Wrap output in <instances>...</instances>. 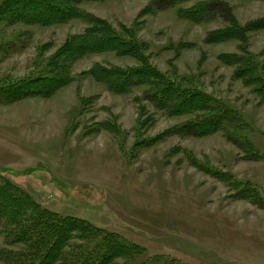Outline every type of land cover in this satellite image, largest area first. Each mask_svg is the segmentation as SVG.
<instances>
[{
	"label": "rangeland",
	"instance_id": "1",
	"mask_svg": "<svg viewBox=\"0 0 264 264\" xmlns=\"http://www.w3.org/2000/svg\"><path fill=\"white\" fill-rule=\"evenodd\" d=\"M71 2L83 15L68 23H0V86L41 75L100 21L214 104L163 102L158 80L116 91L102 74L144 66L138 54H87L50 96L0 101V173L41 207L144 248L134 264H264V0ZM94 246L75 236L63 254Z\"/></svg>",
	"mask_w": 264,
	"mask_h": 264
},
{
	"label": "trees",
	"instance_id": "2",
	"mask_svg": "<svg viewBox=\"0 0 264 264\" xmlns=\"http://www.w3.org/2000/svg\"><path fill=\"white\" fill-rule=\"evenodd\" d=\"M38 9L41 13H36ZM29 10L32 11L30 14ZM82 13L71 0H3L0 4V23L20 21L26 24L48 26L68 23L82 16ZM106 51H115L119 54L132 51L133 54H138L141 63H144V66L138 69L124 71L121 68H114L104 71L106 73V75L102 74L104 79H107L116 91L121 87L127 90L131 85L139 82L148 81L152 84L153 80H158L164 81L166 85L161 92L163 102L167 100L169 94H177L180 97V105L197 99H200L197 100L198 103L201 101L200 105L214 104L211 97L201 91L180 90L174 83L169 82L150 65L148 58L144 56L134 40L124 39L115 29L100 21L94 27H88L83 34L70 38L45 66L41 75L11 85L0 86V101H7L11 94L15 95L19 91L24 96H50L70 82L72 63L87 54ZM123 79L128 80L119 83ZM112 80L114 82H111ZM215 105L216 110L220 108L218 104L215 103ZM229 113L230 111L225 107L219 110L215 119L214 117L210 119L208 116L201 120L199 123L201 130L204 132L215 130L214 123L220 120V116L225 117ZM4 173H0V234L5 230L8 244H22L30 249L27 253L23 249L10 252L0 248V261L3 260L5 264H63V259L66 264H121L117 260H123L125 264H134L136 255L145 251L138 244L124 241L118 235L104 234L87 221L61 216L41 207L18 189L15 182ZM75 236L89 239L90 242H95V246L81 251L74 257L64 256L63 249ZM158 261L160 262L156 261V264H176L172 261ZM148 262L141 264H154Z\"/></svg>",
	"mask_w": 264,
	"mask_h": 264
}]
</instances>
